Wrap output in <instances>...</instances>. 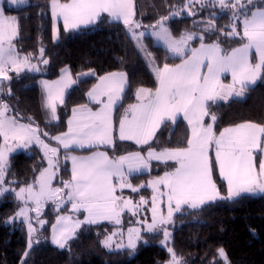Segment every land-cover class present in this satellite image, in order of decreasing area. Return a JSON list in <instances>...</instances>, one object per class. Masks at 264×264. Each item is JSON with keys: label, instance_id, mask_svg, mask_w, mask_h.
Returning <instances> with one entry per match:
<instances>
[{"label": "snow or ice", "instance_id": "1", "mask_svg": "<svg viewBox=\"0 0 264 264\" xmlns=\"http://www.w3.org/2000/svg\"><path fill=\"white\" fill-rule=\"evenodd\" d=\"M10 4L22 6L26 0H9ZM199 3L201 10L204 7L215 8L219 5L221 11L232 10L233 22L225 36L229 38L240 37V46L224 51L220 42L205 44V33L224 29L217 28L213 23L216 12L209 17V23L200 34L185 32L177 39L171 33L165 21L169 17H161L151 26L150 35L160 42L174 57H179L181 63L163 67H154L157 86L153 89L140 88L137 91L138 103L130 104L125 114L119 120V140H134L138 145H147L155 135L156 130L169 120L175 123L177 115L183 113L184 119L190 125L191 134L186 137V146L167 148L155 152L149 148L147 156L141 152H130L118 158H110L107 152H94L87 157L66 155L72 163L71 179L61 180L62 187H53V180L60 171L59 147H50L41 139L39 126L33 122L21 123L19 113L11 105L0 101V196L12 191L16 198L27 205L31 202L34 207H20L10 221L22 217L28 228V245L24 257H28L34 243L36 228L31 223L29 212L36 213V221L43 227L46 221L40 219L41 208L47 201L63 202L64 197L71 203L74 211L83 209L87 215L83 220L72 221L71 216H57L56 223L52 225V243L60 249L68 245V241L76 235V230L84 224H96L102 220L114 221L121 224V214L127 209L133 215L140 211V205L147 204L144 197L134 202L124 199L117 194V188H130L138 192L141 187H134L129 181L132 173L148 169L150 161H173L171 171H165L162 176L148 182L153 189L151 222L138 221L148 233L163 231L164 240L161 242L170 254L167 264H186L178 256L167 241L170 237L166 225L172 222L173 214L182 211V205L192 209H200L218 201H232L244 194L264 193V158L259 160L258 168L256 153L264 154V124L246 121L234 126L226 127L222 131L214 130L217 120L215 114L209 112L207 102L217 100L227 101L230 97H242L250 85H255L264 73V4L257 6L253 0H188L185 7L189 15L195 4ZM251 6V7H249ZM52 17L56 21L63 19L65 30L77 29L81 25H94L109 22L123 21L136 40L137 47L142 51L144 46L141 38L145 32L138 34L135 28L140 24L133 18L135 16L134 0H51ZM107 14V16H104ZM179 13H174V15ZM242 28V31H241ZM59 30L53 25V39L58 38ZM19 35V22L17 17L5 14L0 5V91L3 82L11 81V72L17 76L22 71L40 72L36 64H31L30 55L21 56L15 47ZM198 39L199 48H189L190 41ZM252 50L255 51L258 62L250 59ZM44 49H41L40 62L48 64L43 59ZM151 57V53H146ZM202 68L207 73H202ZM230 72L232 84L221 83L222 73ZM66 73V70H62ZM89 75H94L90 72ZM45 92V108L50 110L53 119H57V102L64 103V75L55 82H41ZM69 83H75L70 80ZM127 78L125 73H109L99 78V83L88 92L91 100L101 105L99 111H93L87 106L72 110V118L68 121V131L57 136L44 137L57 141L65 152L75 147L91 148L99 145L114 147L113 138V110L118 107L122 94L125 91ZM7 95L11 96V87ZM13 113L9 115V113ZM210 117L211 123L205 121ZM31 121V118H29ZM39 145L44 151L48 166L43 168L32 184L14 188L5 187V174L10 169L9 154L16 149H26L33 144ZM214 149V158L211 151ZM126 166V167H125ZM218 170L220 178L227 183V195L221 193L214 172ZM117 181H119L117 183ZM166 189V191H164ZM67 190V191H65ZM166 197L167 215L159 207V203ZM60 204L57 206L59 211ZM7 223V221H6ZM118 233L107 236L101 243L110 251L113 250V238ZM123 235V233H119ZM141 239V229L129 228L127 244L116 243V249L127 248L134 252L137 242ZM144 243H147L145 240ZM217 255L223 259L224 264H231L223 247L218 248ZM26 264V260H22ZM212 264H217L216 260Z\"/></svg>", "mask_w": 264, "mask_h": 264}, {"label": "trees", "instance_id": "2", "mask_svg": "<svg viewBox=\"0 0 264 264\" xmlns=\"http://www.w3.org/2000/svg\"><path fill=\"white\" fill-rule=\"evenodd\" d=\"M50 1L28 0L25 5L17 7L4 5L5 14L17 17L19 22V35L15 41L19 52L30 55L33 61L41 64V71H23L18 76L15 72L11 73L12 80L5 83V93L2 96L4 101L19 113V120L38 125L41 136L55 145L49 137L65 130L70 109L86 101V92L97 77L116 70H122L126 74L127 84L115 109V123L124 107L134 101L137 88L143 86L153 89L157 81L123 22L105 20L103 23L70 31L60 27L59 39L54 41L51 35ZM187 3L188 0H134L133 19L144 26L156 22L161 17H169L165 23L173 36L179 37L185 32L200 34L209 23L211 14L216 12L213 23L217 28L224 29V32L214 30L205 33L204 42L219 41L226 50L241 43L239 36L229 38L224 34L233 22L232 10L221 11L218 4L215 8L204 7L201 10L200 4L197 3L192 8L196 14L189 15L188 8L185 7ZM148 42L160 64L180 60L163 46L155 44L151 37H148ZM190 43L195 46L200 41L196 39ZM42 48L43 59L49 61L46 65L40 62ZM64 67L69 68L75 83L67 91L64 103L58 106V109L63 111L58 120L46 121L39 87L35 81L41 77L53 79ZM90 72L94 75H89ZM9 86L11 96L7 95ZM210 109L217 116L214 124L216 130L241 121L263 124L264 78L247 88L244 98L222 101L213 104ZM44 132H47L49 137H44ZM186 137L188 129L179 119L173 127L168 123L163 124L151 145L186 146ZM135 148L133 144L118 140L108 151L119 154ZM62 152L64 151L60 149V171L54 180L55 184L60 185V181H68L71 174L68 162L62 159ZM256 161H259V153H256ZM9 163L6 181L11 188L33 182L45 165L43 155L35 145L13 153ZM161 168L164 169V166ZM159 173L160 170H153L151 173L134 174L129 178L131 183L136 185ZM213 178L221 193H224L225 185L218 177L217 170ZM128 193L130 194L129 191ZM142 194L149 196V189H142ZM131 195L136 197L139 194L132 192ZM17 207L18 202L12 191L0 196V264H22V260H26V264H164L169 259L167 249L160 244L162 231L142 233L134 252L127 248L108 250L101 242L114 227V224L109 222L82 225L64 249L52 245V225L57 216L67 210L65 206L57 211L56 202L47 203L41 212L40 219L46 223L43 227L37 226L33 239L39 240V243L33 244L28 257L25 258L24 252L28 244L26 227L20 220H8ZM173 218L170 246L186 264H212L213 260H216L217 264H224L216 251L221 247L225 249L231 264H264V194H244L235 200L218 201L200 209L184 206ZM145 240L147 243H144Z\"/></svg>", "mask_w": 264, "mask_h": 264}, {"label": "rangeland", "instance_id": "3", "mask_svg": "<svg viewBox=\"0 0 264 264\" xmlns=\"http://www.w3.org/2000/svg\"><path fill=\"white\" fill-rule=\"evenodd\" d=\"M240 2H241L242 4H246V0H240ZM26 3H28V0H26ZM253 3H260L259 5H257V6H260V5L264 4V0H253ZM0 5H2L3 7H4V5H6L7 7H17V6H15V5L10 4L9 0H0ZM6 15H8V14H6ZM8 16H13V15H8ZM156 22H157V21H156ZM156 22L151 23V24H147V25H144V26H140L139 28H135V29H134L135 32H136L137 34H138L139 32H141V31L145 32V36L141 38V43H142V45L144 46V50L142 51L140 48H138V49L140 50V52H141L143 58L145 59V61L148 63V65H149L151 71L153 72L154 76H155L154 67H157V66H158V67H161V68H162L163 65L165 64V63H164V64H160V63L156 60V58H155V56H154V54H153V52H152V50H151L150 44H149V42H148V37H151L152 40H153V42H154L155 44H158V45L163 46L160 42L156 41V39L150 35V33H151V31H152L151 26L154 25V24H156ZM241 31H242V28H241ZM130 35H131V33H130ZM179 37H180V36H179ZM179 37H176V38L178 39ZM133 41H134V43H135L136 46H137V42H136V40L133 39ZM15 47H16L17 51L19 52V50H18L16 44H15ZM163 47L165 48V46H163ZM188 47H189V48H194V46H193L191 43H188ZM222 48H223V47H222ZM223 49H224V48H223ZM224 50H226V49H224ZM19 53H20L21 56H25V55H27V54H25V53H21V52H19ZM146 53H151V57H148V56L146 55ZM170 54H171V53H170ZM253 61H254V59H253ZM30 63H31V64H36V65L41 69V64H39L38 62L30 60ZM42 64H43V63H42ZM176 64H177L176 62H174V63H170V65H176ZM62 70H66V73H62ZM62 70H61V72H60V75H58L57 77H55V78H53V79H49V78L42 77V78H39V79H37V80L35 81V84L39 87V91H40V99H41V104H42L43 114H44V117H45L46 121H51V120H54V121H55V120H58V118H57V119H53L52 116H51L50 110L45 108V96H46V92H45V89H44V87H43V85H42L41 82H42V81H48V82H50V83H51V82H55V81L61 80L62 75H64V83H67V84H68V86L64 89V92H65V93H64V97H65L67 91L69 90L70 86L72 85V83H69V81L72 80V77H71V74H70V72H69V68H68V67H64ZM22 72H23V71H22ZM26 72H29V71H26ZM11 73H13V72H11ZM11 73H9V75H10ZM155 78H156V77H155ZM6 82H7V81H4V82H3V90L0 91V101H3V102H5V103H6V101H4L2 95L5 93V83H6ZM156 86H157V85H156ZM226 86H227V85H226ZM138 88H148V87L140 86V87H138ZM138 88H137V89H138ZM150 89H152V88H150ZM136 91H137V90H136ZM88 98H90V97L88 96V93L86 92V100H87ZM134 102H135V103H138V101H137V99H136V92H135V99H134V101H133L132 103H129V104H133ZM59 105H61V103L57 105L56 116H58L61 112H63L62 110L58 109V106H59ZM128 106H129V105H127V106L124 108V111L121 113V114H122L121 117L125 114V110L128 108ZM100 108H101V106L99 107V109H100ZM99 109H98L97 111H99ZM210 113H211V114H214V113H212V111H210ZM9 115H12V113L10 112ZM209 118H210V117H209ZM20 122H21V123H27V122H24V121H21V120H20ZM60 133H61V132H60ZM50 137H51V136H50ZM41 139H43V140L45 141V143H49V144H50V147H57L56 144L54 145V144L50 143L49 141H47V140H46L45 138H43L42 136H41ZM53 141L56 143L55 140H53ZM0 143H2V138H0ZM33 145L37 146V147L40 149V151H41V153H42V155H43L44 161H45V165H44L43 168H46V167L48 166V161H47V158L45 157L44 151L42 150V148H41L39 145H36L35 143H34ZM33 145H30V146H33ZM30 146H29V147H30ZM26 149H27V148H26ZM26 149H16L14 152L10 153V154H9V161H10V156H11L13 153L18 152V151H23V150H26ZM131 150H132V149H131ZM148 150H149V149L146 150L145 154H142V153H141V154L144 155V156L146 157V156H147V153H148ZM65 156H66V155H65ZM65 156L63 155V160L65 159ZM58 159H59V157H58ZM65 160H67V159H65ZM153 161H154V160L150 161V166H149L148 169L142 170L141 172H138V173H132L131 175L139 174V173H145V172H146V173H151L153 170H160L161 172H165V171H168V170H169V169H168V165H165V164H162V165H161V164H160V166H159V164H154ZM162 166H164V169L161 168ZM43 168H42V169H43ZM42 169H41V170H42ZM170 171H171V170H170ZM57 173H58V172H57ZM159 174H160V173H159ZM38 175H39V174H38ZM131 175H130V176H131ZM157 175H158V174H157ZM157 175H151L150 178H148L147 180H144V181H142V182H140V183H138V184H136V185L131 183L134 187H139L140 185H144V187H141V188H140V190L138 191V194H139V195H137L136 197L131 195L132 191H131L130 188H124V189H122V190L119 189V188H117V193H119V195H122L124 199H131L132 201L138 203V202L140 201V198H141V197H144V199L147 200L148 203H147V204L140 205V211H139V213H138L137 215H133L132 212H131L130 210H127V209H126V210L121 214V224H120V225H116L114 221H108V220H102V221H99V222H109V223L114 224V227L112 228V230L108 231L107 234H106V235L103 237V239H102V241H103L107 236L111 235V234L114 233V232L118 233V234L113 238V241H114V243H113V250H118V249L115 248V244H116V243H121V242H123L124 244H127V237H128V229H129V228H138V229H141V235H142V233L146 232V231H144V226H142L140 223H138V221H147V222H151V218H152L151 204H152V196L154 195V193H153V189H152L151 187L148 186V182H149L150 180H154L155 178H157ZM130 176H129V177H130ZM4 180H5V185H4V186H5V187H9V188H11V187H10V184L7 183V181H6V174H5ZM54 180H55V179H54ZM54 180H53V187H62L60 184H55V183H54ZM129 181H130V178H129ZM118 182H119V181H117V183H118ZM130 182H131V181H130ZM32 183H33V182H31V183H27V184H23V185H21L20 187H17V188H14V189H16V190L18 191L19 188H21V187H26L27 185L32 184ZM144 188H148V189H149V191H150V195H149V196H148V195H145V194H142V189H144ZM128 191L130 192V194L128 193ZM13 193H14V195H15V192H13ZM124 195H125V196H124ZM15 197H16V195H15ZM16 199H17V198H16ZM17 202H18V207H17V209L14 211V213H13L10 217H13V216L15 215V213L19 210L20 207H29V208L34 207V205H33L31 202H29L27 205H25V203H24L23 201L18 200V199H17ZM49 202H56L57 206H58V204H60V205H61L60 208H61V207H65V206H67L66 203H68L66 197H64L63 202H57V201H51V200H50V201H47V202L44 204V206L41 208V212L43 211L45 205H46L47 203H49ZM182 206H183V205H182ZM159 207H160L161 211L163 212V214L166 216V215H167V208H168L166 197L163 199L162 202L159 203ZM72 210H73V209H72ZM74 213H75V211L73 210V213H72V214H74ZM176 213H177V212H176ZM77 214L80 215L79 218H83V217H81L82 214H83L82 212H78ZM174 214H175V213H174ZM174 214H173V217H174ZM29 215H30V217L32 218V219H31V223L33 224V226H34V227L36 228V230H37V226H40V224H38L37 221H36V213H35V212H29ZM10 217H9V218H10ZM8 220L10 221V219H8ZM15 220H20V221L23 222V218H22V217L16 218ZM173 221H174V218H172V222H171L170 224L166 225L168 231L170 232V237H169V239H168V241H167V244H168L169 247H171V246H170V239H171V225L173 224ZM23 224H24L25 227H26V230H27V236H28V239H29L27 224L24 223V222H23ZM121 232L123 233L122 236L119 235V233H121ZM162 234H163V231H162ZM33 235H34V233H33ZM163 240H164V235H162V239H161V241H160V244H161L163 247H165V246L161 243ZM27 245H28V244H27ZM165 248L167 249V247H165ZM107 249H108V248H107ZM108 250H109V249H108ZM169 259H170V254H169ZM169 259H168V260H169ZM168 260H167L164 264H167Z\"/></svg>", "mask_w": 264, "mask_h": 264}, {"label": "crops", "instance_id": "4", "mask_svg": "<svg viewBox=\"0 0 264 264\" xmlns=\"http://www.w3.org/2000/svg\"><path fill=\"white\" fill-rule=\"evenodd\" d=\"M61 2H63V1H61ZM49 10H50V17H51V35H52V39H53V25H54V23H55V26H56V28L59 30V33H58V38L57 39H53L54 41H57L58 39H59V36H60V27H62L64 30H65V28H64V23H63V19L62 18H59V19H57L56 21H54L53 20V17H52V8H51V1H50V3H49ZM161 19V18H160ZM160 19H158V20H160ZM157 20V21H158ZM119 22H123L122 20L121 21H119ZM88 26H90V25H81L79 28H81V27H88ZM141 26V25H140ZM78 29V28H77ZM70 30H74V29H69V30H67V31H70ZM213 42H216V41H213ZM213 42H204L205 44H209V43H213ZM190 43V42H189ZM220 46H221V48H222V45L220 44ZM240 46V44H238V45H236L235 47H232V48H236V47H239ZM200 47V43L199 44H197V45H195L194 46V48H199ZM232 48H230V49H228V50H224L223 48V50L224 51H230ZM250 59L252 60V62L253 63H256V62H258V57H257V55H256V53H255V51L254 50H252V53H251V56H250ZM253 59H254V61H253ZM32 60V59H31ZM33 61V60H32ZM177 64H179V63H181V59L179 60V61H177L176 62ZM202 73H204V74H206L207 73V69L206 68H202ZM69 72H70V74H71V77H72V81H74V78H73V75H72V73H71V71L69 70ZM110 73H125L124 71H122V70H116V71H112V72H110ZM107 74H109V73H106V74H103V75H101V76H99V77H97V79H96V81L94 82V84L93 85H91L90 87H89V89L87 90V93L89 92V91H91L98 83H99V78L100 77H103V76H106ZM60 75V74H59ZM156 77V76H155ZM42 78V77H41ZM220 80H221V83H223L224 85H231L232 84V76H231V73L230 72H226V73H222L221 74V76H220ZM259 80V79H258ZM258 80H257V82H258ZM256 82V83H257ZM74 83H72V85H73ZM71 85V86H72ZM70 86V87H71ZM251 86H253V85H250L249 87H251ZM248 87V88H249ZM156 88V87H155ZM155 88H153V90L155 89ZM140 88H138L137 89V91L139 90ZM145 89H150V88H145ZM137 91H136V94H137ZM246 91H247V89H246ZM246 91H245V93H244V95L242 96V97H235V96H233V97H230L228 100H230V99H242V98H244V96H245V94H246ZM65 93V92H64ZM123 95V94H122ZM227 100V101H228ZM121 101V100H120ZM119 101V102H120ZM222 101H224V100H217V101H215V102H211V101H209V102H207V104L208 105H210V107L213 105V104H216V103H220V102H222ZM58 104H60L59 102H57V105ZM133 104H135V102L133 103ZM130 105V104H129ZM81 106H87V108H89V109H92L93 111H97L98 109H99V107L101 106V105H99V104H97L95 101H93V100H91V98H88L84 103H82V104H78V105H76V106H74L73 108H71L70 109V111H69V113H68V115H67V118H66V128H65V130L64 131H62L61 133H58V134H56L55 136H57V135H60V134H62V133H65V132H67L68 131V127H69V125H68V121H69V119H71L72 118V110L74 109V108H76V109H80L81 108ZM126 107V106H125ZM124 107V108H125ZM210 107H209V112L211 111V109H210ZM115 109L116 108H114V110H113V138H114V146H115V143L119 140V128H118V125H119V120H120V118H121V115H120V118L118 119V121L115 123V121H114V113H115ZM123 111H124V109H123ZM213 113V112H212ZM57 118H59V115L57 116ZM179 119H181L184 123H185V125H186V127H187V129H188V136H190V134H191V129H190V125L188 124V121L187 120H185L184 119V115H183V113H179L178 115H177V118H176V121L177 120H179ZM54 121V120H53ZM56 121V120H55ZM176 121H175V123H176ZM205 121L206 122H208V123H211L212 121L210 120V118L209 117H205ZM243 122H246V121H241V122H238V123H235V124H231V125H227V126H224V127H222L221 129H219V130H216L215 129V125H214V130L217 132V134L219 133V131H222L224 128H226V127H230V126H234V125H236V124H240V123H243ZM171 127H173L174 125H175V123H173L172 121H168L167 122ZM215 124V123H214ZM264 124V123H263ZM163 125V124H162ZM161 125V126H162ZM160 126V127H161ZM159 127V128H160ZM159 128L156 130V132H155V135L153 136V138L149 141V144H147V145H138L134 140H128V141H123V142H128L129 144H133L136 148L135 149H132V150H128V151H125V152H122V153H112V152H109L108 151V149H112L113 148V146H108V145H99V146H96V147H91V148H89V147H87V146H85L84 148H79V147H75L74 149H91L90 151H88V152H75V151H73V150H69L67 153L65 152V150L63 149V147L62 146H59L58 145V143H57V141H56V146L57 147H59L61 150H63L64 152H62V159H63V155L65 156V155H69V156H71V155H74V156H78V157H87V156H90V155H92L94 152H98V151H100V152H107L108 153V155H109V157L110 158H113V159H115V158H118L119 156H121V155H126V154H128V153H130V152H141L142 154H145V152H146V150L147 149H149V148H151L153 151H155V152H160V151H163L164 149H167V148H175V147H167V146H152L151 145V143L154 141V139H155V136H156V134H157V132H158V130H159ZM120 141V140H119ZM211 154H212V157L214 158V149H212V151H211ZM262 158H264V154H260L259 153V160L260 159H262ZM65 160V159H64ZM65 161H67L68 162V164H69V167H70V172H71V168H72V163H71V160L70 159H67V160H65ZM257 162V161H256ZM153 163L154 164H165V165H168V171H170V170H172V168H173V166H174V163L175 162H173V161H157V160H154L153 161ZM258 164H259V161L257 162V168H258ZM126 167V166H125ZM39 174V173H38ZM38 174H37V176H38ZM140 174V173H139ZM164 174V172H161L160 174H158L157 175V177L158 176H162ZM217 175H218V177L220 178V176H219V172H218V170H217ZM71 179V174H70V178H69V180ZM221 179V181H223V183H224V185H225V192L224 193H222L223 195H227V183H226V181H224L222 178H220ZM67 191V190H66ZM164 191H166V189L164 190ZM118 195H119V193H117ZM262 194H264V193H256V194H246V195H253V196H257V195H262ZM67 204V210L65 211V212H63V213H60L58 216H71L72 217V221L74 222V221H76L77 219H79V220H83L84 219V217L87 215V213L83 210V209H81V210H79L78 212H82L83 214H82V216L81 217H83V218H79L80 217V215H78L77 213V211H75V213L74 214H72L73 213V210H72V205H71V203H66ZM184 206H187V205H183L182 206V208L184 207ZM189 207V206H188ZM56 223V222H55ZM54 223V224H55ZM50 243L52 244V245H54V246H56L55 244H53L52 243V229H51V234H50ZM58 247V246H57ZM59 248V247H58Z\"/></svg>", "mask_w": 264, "mask_h": 264}]
</instances>
